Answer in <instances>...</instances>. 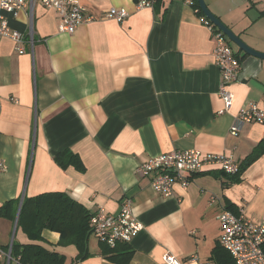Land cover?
Wrapping results in <instances>:
<instances>
[{
  "label": "crops",
  "instance_id": "obj_1",
  "mask_svg": "<svg viewBox=\"0 0 264 264\" xmlns=\"http://www.w3.org/2000/svg\"><path fill=\"white\" fill-rule=\"evenodd\" d=\"M135 1L78 0L90 20L71 34L58 31L57 14L40 0L17 16L0 11L12 30L28 35L31 25L33 34L23 54L10 39L0 42V161L6 167L0 209L19 202L6 207L7 217L0 214L4 251L12 243H33L62 255L63 264H118L93 236L84 259L75 246H59L55 232L44 230L41 242H31L17 228L19 205L43 193H65L90 214L99 208L117 214L129 200L143 229L127 244L128 264H162L165 255L181 264H192L191 257L214 264L219 213L232 207L236 215L264 222V152L248 161L264 139V123L237 119L249 104L264 113V60L232 48L240 70L225 110L214 41L191 0H161L139 10ZM208 7L264 53V1L245 0L226 12ZM111 8L128 16L121 23L107 19ZM231 13L245 22L242 28ZM192 149L231 156L243 168L234 181L208 167L187 186L175 183L168 198L153 191L152 175L136 173L153 157ZM63 151L76 155L84 170L60 168L54 156ZM0 264L17 263L0 257Z\"/></svg>",
  "mask_w": 264,
  "mask_h": 264
},
{
  "label": "built area",
  "instance_id": "obj_2",
  "mask_svg": "<svg viewBox=\"0 0 264 264\" xmlns=\"http://www.w3.org/2000/svg\"><path fill=\"white\" fill-rule=\"evenodd\" d=\"M36 0H0V11L17 16L18 12L27 4L31 7ZM44 8L53 10L59 19L58 31L61 33H74L76 29L88 22L84 8L78 0H40ZM157 0H136L137 10L153 8ZM128 16L124 8H111L106 12V18L121 23ZM31 20V16H30ZM203 22L210 31L213 41V59L220 71V84L218 95L224 103L225 110L232 104L233 95L229 92V85L236 82L240 70V60L233 52L230 42L216 27L207 19ZM29 44L33 46L32 28L29 27ZM27 34L12 30L8 20L0 15V42L4 38L10 39L18 54L25 52L23 44L26 42ZM224 112V111H223ZM221 112V114L223 113ZM237 119L244 124L264 123V113L255 105L249 104L242 109ZM231 135L237 134V129L231 130ZM216 166L227 175L238 173L239 165L231 157L224 154H203L198 150H176L168 154H161L149 159L136 169L142 177L153 176L151 188L157 194L168 198L172 195L175 183L187 186L189 177L195 173L204 172L208 167ZM6 170L0 161V172ZM220 225V246L228 252L235 264H264V222L254 223L245 218L242 213L233 214L223 210L217 216ZM90 226L93 237L98 241L114 247L115 244L131 243V241L142 231L143 226L134 215L131 202L124 201L117 214H109L103 208L97 209L90 217ZM0 257L5 260H13L19 264V259L11 257V247L4 251L0 248ZM190 263L198 264L195 257H191ZM162 264H181L171 255H165Z\"/></svg>",
  "mask_w": 264,
  "mask_h": 264
},
{
  "label": "trees",
  "instance_id": "obj_3",
  "mask_svg": "<svg viewBox=\"0 0 264 264\" xmlns=\"http://www.w3.org/2000/svg\"><path fill=\"white\" fill-rule=\"evenodd\" d=\"M161 0H157L158 4ZM155 4V5H156ZM191 7L196 14L205 18L200 10L197 0H191ZM264 152V139L254 149L248 157V161L256 158ZM55 163L60 167L66 169L69 166L83 171L82 163L76 155L63 151L54 156ZM243 165H240V172ZM239 173L233 176V180ZM19 202L10 201L6 203L1 209V216L6 215V207L18 204ZM226 210L235 214L232 207ZM90 214L82 205L74 201L67 194L62 192L43 193L32 198H24L17 222V228L27 236L31 242H41L42 232L44 230L55 232L59 234V246L73 245L77 248L79 255L78 259H84L87 254V244L92 235L90 226ZM100 242V241H99ZM108 248L110 254L109 260L118 264H128L131 259V251L127 243L119 242L114 247H110L105 243L100 242ZM121 248H119L120 246ZM11 257L19 259V264H63L64 257L55 252H49L37 244L19 245L12 243ZM212 260L214 264H235L231 256L220 245H217L212 250Z\"/></svg>",
  "mask_w": 264,
  "mask_h": 264
},
{
  "label": "water",
  "instance_id": "obj_4",
  "mask_svg": "<svg viewBox=\"0 0 264 264\" xmlns=\"http://www.w3.org/2000/svg\"><path fill=\"white\" fill-rule=\"evenodd\" d=\"M198 6L200 10L202 11L205 19H207L214 27H216L225 37L228 39V41L236 46L239 51L243 52L244 54H247L249 56L264 60V53L257 52L253 49H251L249 46H247L238 36H236L227 26H225L214 14L211 13V11L207 8L206 4L204 3V0H197ZM20 207L21 203L19 205V212L20 213Z\"/></svg>",
  "mask_w": 264,
  "mask_h": 264
},
{
  "label": "rangeland",
  "instance_id": "obj_5",
  "mask_svg": "<svg viewBox=\"0 0 264 264\" xmlns=\"http://www.w3.org/2000/svg\"><path fill=\"white\" fill-rule=\"evenodd\" d=\"M244 1L245 0H204V3L206 4L208 9H209L208 4L211 3V4H214L216 6V8L218 10H220L221 12H223L224 10L226 12V9L231 7V5L243 3ZM262 1H264V0H262ZM231 16L236 17V18H234L235 24H237V25L239 24V27L242 28V26L244 25L245 22L244 21L240 22L241 20L238 19L239 17L237 16V13H233V14L231 13ZM240 40H242V39L240 38ZM230 46H231V48L236 47L233 44H230ZM91 240L93 241V238H91Z\"/></svg>",
  "mask_w": 264,
  "mask_h": 264
}]
</instances>
